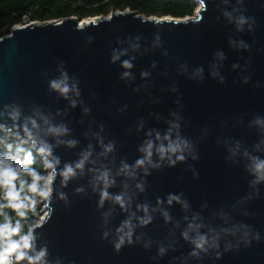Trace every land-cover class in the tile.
Masks as SVG:
<instances>
[{
    "label": "water",
    "instance_id": "95a60500",
    "mask_svg": "<svg viewBox=\"0 0 264 264\" xmlns=\"http://www.w3.org/2000/svg\"><path fill=\"white\" fill-rule=\"evenodd\" d=\"M196 1V15L183 18L147 16L126 8L89 18L29 21L14 25L9 34L0 37V112L6 111L5 106H13L20 109L22 121L37 118L40 134L60 159L57 170L78 160L92 145L83 174L70 179L66 187L57 175L50 202L41 201L42 212L47 213L36 228V244L37 248L47 246L49 261L264 264V183L250 186L247 161L242 157L226 160L223 143L238 140L242 148L251 151L261 136L257 128L249 127V121L264 116V0ZM226 11L233 18L243 13L254 19L238 31ZM78 22L86 24L83 31L76 30ZM89 37L93 39L89 41ZM241 41L248 47H241ZM114 49L126 50L121 60H131L134 66L125 69L120 61L112 63ZM219 52L226 58L221 59ZM234 64L239 67L233 69ZM201 67L203 74H195ZM61 69L67 71L70 81L78 80L80 96L70 93L79 101L75 108L70 100L50 90L49 82L61 75ZM125 71L132 76L122 79ZM143 71L149 75L142 77ZM213 72L225 77L224 83H220L219 75L213 77ZM85 108L90 111L85 113ZM173 113L180 118L179 135L192 142L200 159L189 158L175 167L165 162L147 177L141 170L139 179L145 182L146 190L139 192L135 179L116 173L122 161L133 164L141 155L137 149L148 130L163 133L168 129V121L176 119ZM45 119L66 125L69 134L58 138L48 135ZM141 121L143 129L138 131ZM0 123L11 125L12 121L0 117ZM58 139H74L78 144L68 147L57 144ZM101 142H114L115 150L102 154ZM189 164L195 166L199 179L193 177ZM100 168L111 169L115 176L110 193L126 191L131 197L128 212L112 201L98 207L93 169ZM78 188L83 191L77 192ZM170 192L183 193L189 207L165 202L160 207L170 212L171 222L166 223L160 212H153L152 223L136 227L135 242L126 243L117 252L113 240L121 221L137 204L155 207L157 197ZM61 193L66 199H61ZM108 211L112 214L105 224L103 213ZM193 217L202 225L199 230L209 237L208 251L198 257L190 255L193 245L181 235ZM105 230L111 232L107 239L102 238ZM229 243L231 248L226 250ZM161 246L166 248L164 255L159 254Z\"/></svg>",
    "mask_w": 264,
    "mask_h": 264
},
{
    "label": "clouds",
    "instance_id": "9594fccd",
    "mask_svg": "<svg viewBox=\"0 0 264 264\" xmlns=\"http://www.w3.org/2000/svg\"><path fill=\"white\" fill-rule=\"evenodd\" d=\"M203 10H206V5ZM234 11H240L234 9ZM230 21L234 19L237 25L238 31H243V25L248 23L249 18L241 13L239 16L233 18L232 13L225 12ZM92 26H98L94 22L89 21ZM86 27L84 23H77L76 30L83 31ZM93 38L89 37V41ZM139 39V38H137ZM159 37H157V40ZM240 46L247 48L243 41L240 42ZM167 53H165L166 55ZM126 55V50H113L111 62L116 63L120 61L121 67L125 69H131L134 65L131 60H121V56ZM221 59H225L223 52L217 53ZM155 67V63L153 64ZM239 67L238 64L233 65V69ZM61 75L55 79H52L50 84V90L58 92L65 99L70 100L71 107L75 108L78 104V100L74 97L80 96V90L78 87V80L70 81L66 70L61 69ZM198 75L203 74V68H198L196 73ZM148 72H141L142 77H147ZM219 73L213 72L212 76L216 77ZM132 73L125 71L121 73V78H130ZM220 83H224L225 77L219 75ZM247 83V78H245ZM70 93L74 94L70 96ZM6 111L0 112V117H5L12 121L11 125L0 123V132L5 135L0 136V264H63L60 258L55 261L48 260L47 246L37 248V234L36 228L40 227L38 220H30L29 212L33 216L37 215L36 205L40 200L50 202L52 195L53 184L57 175H60L63 186H67V182L76 177L78 174H83L85 165L90 162L92 156V145H89V149L82 151L80 158L74 162H69L64 165L62 169L57 170L60 163L59 157H55L53 154V145L43 138L41 133V124L36 117H26L21 120V112L18 107L5 106ZM85 113L90 109L85 108ZM176 119L168 121V129L161 133L159 130H148L145 133L146 139L138 147V151L141 155L135 160L133 164H129L126 161L121 162V167L117 171L116 175H122L130 179H135V188L139 192H144V181L139 179L140 171H143V176L147 177L151 175L152 169H158L166 162L169 167H175L178 163H187L189 158L193 161H199L200 156L195 151L194 145L187 138L179 135V129L181 127L179 123V116L173 113ZM46 132L53 137H62L69 134L70 129L64 124H52L47 119L44 120ZM249 127L257 128L260 133V139L257 143L252 145V150L248 148H242L241 142L238 140L231 141L226 139L223 141L225 150L228 153L226 160H232L234 157H242L247 163L245 164V170L249 173L252 179L249 181L250 186L256 187L264 183V116H255L249 121ZM143 129V121L140 122L139 128ZM6 137H14L20 141V144L13 148L11 143H8ZM65 143L68 147H76L78 141L76 140H57V144ZM217 143H221L217 141ZM29 145V147H24ZM102 154H108L115 150V143L109 142L103 144L101 142ZM33 150L39 154L42 158H46L44 161V167L48 169L47 175H42L31 165L35 162L33 156ZM155 157V158H154ZM233 162L238 163V160ZM189 169L193 173L195 179H199V172L195 169V166L189 164ZM94 171V187L93 190L99 192L98 207L103 208L106 201H112L114 204L119 205L120 209L124 212H128L132 205V199L126 191L120 193H110L109 188L114 187L116 184L115 176H113L111 169L100 168L93 169ZM127 185H125V188ZM83 191L82 188H78L77 192ZM61 199H66L64 193L60 194ZM251 198V197H249ZM169 206L174 203H179L184 209L189 207L186 199L183 198V193H168L166 197H157L155 207L149 204H137L135 210L131 212L125 220L121 221L120 225L115 229V239L113 240V246L117 252L127 244H133V235L136 227L147 226L152 223L154 217L153 212H160L164 217L165 222H171V214L167 209L162 206L164 203ZM15 213V217L8 211ZM137 213H143L138 215ZM111 211L103 213L105 217V224L108 223L107 217L111 215ZM187 220L188 218L185 217ZM179 226V224H177ZM202 227L197 222V218L193 217L188 223L187 228L181 233L182 237L193 245L190 255L199 256L200 252H207L209 249V237L206 233L201 232L199 229ZM246 227V226H245ZM111 234L110 230H105L103 233V239H107ZM137 236L136 239L142 238ZM245 236L248 234L245 233ZM256 239H259L257 233ZM151 242H146L145 247H150ZM218 246V245H217ZM231 248V244L227 246L226 250ZM166 248L161 246L159 248V254L164 255ZM217 258H220V253H217ZM71 264H76L75 261H71Z\"/></svg>",
    "mask_w": 264,
    "mask_h": 264
},
{
    "label": "trees",
    "instance_id": "16d2710c",
    "mask_svg": "<svg viewBox=\"0 0 264 264\" xmlns=\"http://www.w3.org/2000/svg\"><path fill=\"white\" fill-rule=\"evenodd\" d=\"M198 2L196 0H0V37L9 34L11 28L16 24H24L25 17L29 21L44 22L53 19H62L70 16L78 18H89L98 15H107L113 10H137L147 16L186 17L194 14ZM0 132V136H4ZM8 143L13 148L20 141L10 140ZM29 147V145H24ZM0 150H3L0 147ZM35 162L31 165L42 175H47L43 158L33 150ZM40 200L36 205L37 215L29 212L30 220L41 218L43 205ZM13 217L15 213L8 210Z\"/></svg>",
    "mask_w": 264,
    "mask_h": 264
},
{
    "label": "bare ground",
    "instance_id": "6f19581e",
    "mask_svg": "<svg viewBox=\"0 0 264 264\" xmlns=\"http://www.w3.org/2000/svg\"><path fill=\"white\" fill-rule=\"evenodd\" d=\"M186 18H184L185 20ZM87 20V19H86ZM46 211H43L42 214H41V218L39 219V224H42V222L45 220V217H46Z\"/></svg>",
    "mask_w": 264,
    "mask_h": 264
},
{
    "label": "rangeland",
    "instance_id": "374dc122",
    "mask_svg": "<svg viewBox=\"0 0 264 264\" xmlns=\"http://www.w3.org/2000/svg\"><path fill=\"white\" fill-rule=\"evenodd\" d=\"M198 9H199V3H198V7L196 8V10H195V12H194V15H196V12L198 11ZM98 16H100V15H98ZM25 23H29V20H28V18L27 17H25Z\"/></svg>",
    "mask_w": 264,
    "mask_h": 264
},
{
    "label": "built area",
    "instance_id": "2783aa9c",
    "mask_svg": "<svg viewBox=\"0 0 264 264\" xmlns=\"http://www.w3.org/2000/svg\"><path fill=\"white\" fill-rule=\"evenodd\" d=\"M44 160V159H43Z\"/></svg>",
    "mask_w": 264,
    "mask_h": 264
}]
</instances>
